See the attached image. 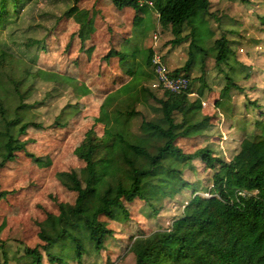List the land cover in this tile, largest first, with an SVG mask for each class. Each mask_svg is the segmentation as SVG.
Instances as JSON below:
<instances>
[{"label": "trees", "instance_id": "trees-1", "mask_svg": "<svg viewBox=\"0 0 264 264\" xmlns=\"http://www.w3.org/2000/svg\"><path fill=\"white\" fill-rule=\"evenodd\" d=\"M84 1L72 0L73 4L67 7L66 0H0V264H17L20 249H11L9 244L25 234H34L37 239L33 247L24 248L30 264H44V256L49 264H68L50 252L54 242L42 230V217L49 215L40 211L46 206L37 203L31 210H21L19 204L34 193L39 181L43 197L59 198L60 192L52 182L56 180V186L74 198L66 212L60 206L61 221L66 215L81 216V205L93 179L106 176L112 166L111 160L92 161L91 157L113 137L148 159L153 169L166 167L174 174H182L187 166L201 162L213 172L209 197L193 196L181 216L165 229L138 230L126 245L133 264H264V105L257 107L256 101L246 102L247 120L255 134L239 143V151L228 162L216 156L209 146L195 149L184 132H176V115H184L193 107L202 108L203 99H207L202 90L207 87L203 80L206 60H213L221 73L222 67L227 68L225 93L241 90L235 80L243 67L234 46L242 43L229 41L226 34L236 35L237 30L224 24L233 19L212 0H149L154 5L150 8H142L138 0H106L107 7L96 11V21L90 25L101 28L103 22L108 24V46L94 56L96 48L77 44L75 32L69 38L57 34L60 23L72 19ZM32 3L42 6L36 26L43 31L41 39L26 33L19 36L13 29V17L18 19ZM104 9L118 18L133 12L129 37L119 34L116 22L107 20ZM151 10L157 16L151 15ZM155 22L171 29L173 38L169 45L184 49V64L167 71L168 79L188 82L179 93L166 90L160 83L155 72V48L135 41L138 29L143 27L139 35L146 39L154 32ZM219 31L226 33L218 36ZM41 44L37 54L34 48ZM37 79L70 85L79 98L46 128L36 122L34 104L29 103L35 93L32 84ZM151 83L164 90L162 95L152 90ZM195 83H200L201 88L193 92L191 84ZM196 93L198 99L192 102L190 96ZM89 96L99 100L98 117L80 145L67 147L79 161L78 166L85 165L86 178L81 180L76 166L58 170L52 163L53 155L43 156L49 162L39 158L35 144L37 135L45 133L53 143L64 141L73 128L71 116L82 115L81 102ZM215 106L220 103L215 102ZM183 142H188L186 148ZM123 159L132 176L130 189L119 187L115 196L85 222L98 253L104 251L107 237L115 233L109 223L131 224V208L145 201L141 179L150 171L137 170L130 154ZM64 235L75 246L77 264H96L88 260L80 239L65 232Z\"/></svg>", "mask_w": 264, "mask_h": 264}, {"label": "rangeland", "instance_id": "rangeland-1", "mask_svg": "<svg viewBox=\"0 0 264 264\" xmlns=\"http://www.w3.org/2000/svg\"><path fill=\"white\" fill-rule=\"evenodd\" d=\"M212 1L220 4L221 6L218 8H222L224 14L233 19L231 22L224 21V24H228V28L237 30L236 35L226 34L229 41L237 42L239 40L242 43L234 46L238 62L243 67L241 76L235 80L236 86L241 90L234 89L225 93L223 91L226 84L224 72L227 71V68L222 67L224 72L221 73L218 68H215L213 60H206L203 80H205L207 87L202 90L207 99H203L202 108L193 107L184 115H176V132H184L185 137L191 140L190 143L195 144V149L209 146L214 150L216 156H220L228 162L239 151V143L246 138H252L255 134L252 124L247 120L246 102L248 100L256 101L257 107L264 105V0H249L247 5L230 0ZM106 2V0L105 3L103 0H85L80 11L72 19L63 20L60 23L57 34L63 38H69L71 33L75 32L77 44H84L87 48H96L94 56L105 51L109 40L106 31L108 24L103 22L101 28L90 24L96 21V11L101 7H107ZM138 3L142 8L147 7V5H141L139 0ZM72 4V0H66L67 7ZM164 4L162 2V5ZM93 8L94 10L91 11ZM12 11L13 9L10 8L8 12L11 13ZM103 11H105L104 13L110 23L116 22L122 37L131 35L132 11L127 12L122 18H118L111 11L105 9ZM42 12L41 4L32 3L18 19L13 17V29L19 36L26 33L41 39L43 31L38 30L36 26L40 21L39 15ZM150 14L157 16L153 10ZM146 24L151 27L150 29L153 28L150 23L146 22ZM153 24L154 32H151L146 39L143 38L142 40L139 35L143 27L138 29V33L134 35L135 41L140 42L141 40L142 43L145 42L146 46L155 48L156 59H160L167 71L181 67L186 59L183 47L169 45L173 38L169 27L163 26L159 22ZM224 33L226 31H219L218 36ZM119 39L120 36H117V40ZM142 43L140 42L141 45ZM42 47L43 44L38 45L34 51L39 54ZM32 86L35 93L29 103L34 104L36 122L42 124L44 128L52 126L55 118L61 114L66 106L79 102L77 93L70 85L63 82L55 83L37 79ZM149 86L159 95L164 92L156 83H151ZM191 88L193 92H196L201 88L200 83L191 84ZM197 99V93L190 96L192 102ZM98 101L97 97L91 98L89 96L84 103L81 102L84 105L83 113L79 118V114L75 118L74 114L71 116L73 128L64 141L61 139L59 142L53 143V139L47 137L48 133L42 134V136L37 135L35 149L38 157L41 158L47 154L53 155L52 163L58 170H69L76 166V171L81 180H85V165L80 164L78 166L79 161L74 156L72 157L67 147L71 149L72 146L80 145L83 142L85 132L92 128L94 120L98 117ZM215 102L220 103V106H215ZM183 145L186 148L188 142H183ZM125 154L133 156L137 170L150 171V175L141 179L145 201L137 203L131 208L133 214L131 224L109 223V226L115 229V233L113 236L107 237L104 251L98 253L90 239V230L85 226V222L91 220L94 213L103 206L107 199L115 196L119 187L126 190L130 189L132 176L127 172L125 166L123 159ZM99 159L111 160L112 166L106 176H98L93 179L90 191L85 195L81 205L83 212L81 216L66 215L61 221L60 206L66 212L69 206L73 205L74 198L68 191L57 187L56 180L52 182L60 192L59 198L54 197L49 200L43 197L42 182L39 181L34 193L19 204L21 210H31L37 203L46 206L40 211L49 215L48 218L45 215L44 219L42 217V230L54 242L50 252L61 257L68 264H77V260L75 246L67 235H64V232L84 243L87 249V258L92 263L133 264V256L128 249L126 250V245L134 239L139 229L145 232L165 229L181 216L184 206L193 196L209 197L208 190L212 185L213 172L201 162H194L187 166L183 169L182 174H174L166 167L153 169L150 167L148 159L133 153L117 137L109 139L105 145L96 149L91 160ZM44 160L49 162L45 158ZM35 168L39 167L35 166ZM43 176L44 174L40 178L43 179ZM35 240L37 239L34 234H25L23 237H15L13 242L9 244L11 249H20L17 264L31 263V259L24 256V248L33 247L36 244ZM44 259V264H49L46 256Z\"/></svg>", "mask_w": 264, "mask_h": 264}, {"label": "built area", "instance_id": "built-area-1", "mask_svg": "<svg viewBox=\"0 0 264 264\" xmlns=\"http://www.w3.org/2000/svg\"><path fill=\"white\" fill-rule=\"evenodd\" d=\"M141 5L152 6V2L149 0H139ZM156 67L155 72L159 78L160 83L162 86L173 93H179L187 87V81L185 79H176L170 80L167 77V69L164 67L160 59H155L154 61Z\"/></svg>", "mask_w": 264, "mask_h": 264}, {"label": "clouds", "instance_id": "clouds-1", "mask_svg": "<svg viewBox=\"0 0 264 264\" xmlns=\"http://www.w3.org/2000/svg\"><path fill=\"white\" fill-rule=\"evenodd\" d=\"M150 8V6H148Z\"/></svg>", "mask_w": 264, "mask_h": 264}]
</instances>
